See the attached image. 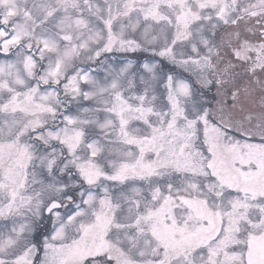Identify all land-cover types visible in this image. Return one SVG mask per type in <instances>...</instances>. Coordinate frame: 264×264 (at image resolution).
I'll return each instance as SVG.
<instances>
[{
  "label": "snow or ice",
  "instance_id": "snow-or-ice-1",
  "mask_svg": "<svg viewBox=\"0 0 264 264\" xmlns=\"http://www.w3.org/2000/svg\"><path fill=\"white\" fill-rule=\"evenodd\" d=\"M0 264H264V0H0Z\"/></svg>",
  "mask_w": 264,
  "mask_h": 264
}]
</instances>
